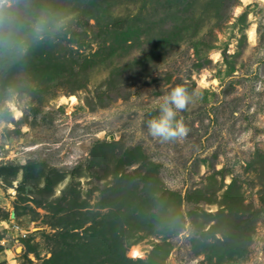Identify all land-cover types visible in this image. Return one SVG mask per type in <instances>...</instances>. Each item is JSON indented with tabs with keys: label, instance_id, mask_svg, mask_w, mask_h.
<instances>
[{
	"label": "rangeland",
	"instance_id": "1",
	"mask_svg": "<svg viewBox=\"0 0 264 264\" xmlns=\"http://www.w3.org/2000/svg\"><path fill=\"white\" fill-rule=\"evenodd\" d=\"M90 1L49 6L61 26L39 41L30 60L40 70L31 72L33 80L21 64L0 63V264H116L100 246L103 233L110 243L116 236L139 264H209L192 238L209 239L213 221L198 230L187 211L198 222L203 211L214 214L218 205L206 199L218 200L232 179L259 213L250 217L244 258L222 264H264V202L254 173L258 154L264 156V0H184L166 17L176 24L192 16L186 30L144 61L137 59L147 40L125 42L119 32L145 3ZM32 3L31 18L48 4L19 0L20 18ZM144 12L150 22L164 18L148 2ZM178 85L193 97L177 116L190 132L160 143L146 123ZM70 96L74 103L60 101ZM162 190L182 198L176 232L122 216L123 196L133 203ZM111 211L122 230L112 224L105 231ZM92 232L97 248L85 250ZM156 244L164 248L151 256ZM134 247L140 256L132 255Z\"/></svg>",
	"mask_w": 264,
	"mask_h": 264
},
{
	"label": "trees",
	"instance_id": "2",
	"mask_svg": "<svg viewBox=\"0 0 264 264\" xmlns=\"http://www.w3.org/2000/svg\"><path fill=\"white\" fill-rule=\"evenodd\" d=\"M183 1L184 0H142L145 4L148 2L152 9L155 8L156 10V8H162L164 18H157V21L154 20L150 22L148 19L149 17L146 16L148 13H143L145 5L143 4L139 7L137 15L134 16V21H132V23H130V25H128L124 30L119 32L121 36H126L124 39L125 42L129 40L139 41L144 38L147 40L145 43H147L146 45L148 46V49L146 51L143 49L141 54L142 56L138 57L139 59H137V61H144V59H147L148 56H156V54L163 51V49L171 43H175L179 40L182 30H186L187 28L186 23L193 17L188 16L182 18L179 23L173 21L176 24H171V22L168 24L169 21L167 17L173 16L175 13H171L170 11H177V7L181 5ZM53 2L54 0H46V4H48L45 5L43 10L52 11L49 9L51 8L49 6H52ZM94 2L95 0H91L89 3L93 4ZM32 11H34L33 3L31 8L27 11V15L21 19L26 18L25 20H30V12ZM163 26H167L168 28L162 29L161 27ZM38 43L34 44L30 49V51H33L34 54H31L29 51L28 55L20 63L25 71L30 73V80H33L34 78L31 73L32 71H40L30 62L31 58L38 54L36 49V47L38 48ZM16 66L17 65H15V67ZM50 66V63L43 65L41 72L44 73L45 71H48ZM41 77L43 76H40L38 81L43 79ZM258 157H260L261 161L259 162L261 166H259L257 171L254 170V173L256 172L255 176L261 187L260 193L262 194L259 199L264 202V156L263 154H258ZM143 178L148 179V176L144 175ZM192 193L199 194L201 191L194 190ZM188 198V195L184 196V200H188ZM132 200L133 199H130V196L128 195L122 197L123 204L126 206V212L121 213L122 216L134 215L136 218L135 220L138 219L140 221V219H142L150 225H152V223L153 225L156 224V226H159L158 228H160L159 230H161L162 233L168 235L176 232V230L181 226V222H183V214L179 209V203L182 198L177 192L162 190L161 193L156 195L147 192L145 196L135 197V201L133 203ZM206 200L208 202L216 203L219 208L214 214L203 211L202 216H204V219L201 222H198L197 220L199 216L197 213L192 210L187 211V216L191 217L195 223V228L198 230H202L204 224L213 221L207 230L210 234L209 239L205 236L204 238L203 236L202 238L193 237V246L195 243V246L201 248L202 250L204 249L205 252H207L206 259L209 264H222L225 260L233 261L244 258L246 252L245 248L251 241L254 229V219L250 217L259 213V210H253V206L250 203H244L243 193L234 179H232L227 185L218 200H216L215 197L212 200ZM171 202H176V207H174L173 212H169V205ZM108 217L112 220H110L111 222L107 221L105 223V231H109L108 228H110L112 224H118L120 230H122L116 213L111 211L109 214L107 213L105 215V218ZM155 221L156 223H154ZM217 233L220 235L219 237H216ZM93 235V232L89 235V240L85 244V250L93 251L97 248V245L93 247L95 242ZM100 243V246L109 257V260H112L116 264H139L142 262L141 260L133 261L127 258L124 254L125 246L121 244V241L117 239L116 236L113 238V242L110 243L106 234L103 233V240H100ZM163 248L164 247L161 245L156 244L150 252L151 256L158 253ZM164 252L166 251L164 250ZM51 260L52 258L48 261L50 262Z\"/></svg>",
	"mask_w": 264,
	"mask_h": 264
},
{
	"label": "clouds",
	"instance_id": "3",
	"mask_svg": "<svg viewBox=\"0 0 264 264\" xmlns=\"http://www.w3.org/2000/svg\"><path fill=\"white\" fill-rule=\"evenodd\" d=\"M18 2L19 0H0V63L9 68L20 64L34 44L61 26L55 15L48 10H40L30 20L21 19L17 12ZM9 94L10 97H15L12 90H9ZM192 102L193 97L185 87L178 85L172 88L162 97L159 115L147 121L148 134L160 143L186 139L190 129L177 116ZM8 107L11 108L12 105L9 104Z\"/></svg>",
	"mask_w": 264,
	"mask_h": 264
},
{
	"label": "bare ground",
	"instance_id": "4",
	"mask_svg": "<svg viewBox=\"0 0 264 264\" xmlns=\"http://www.w3.org/2000/svg\"><path fill=\"white\" fill-rule=\"evenodd\" d=\"M243 2H247L249 0H242ZM249 37L252 39L253 38V30L249 31ZM62 103H65L66 101H71V103H74L75 98L73 96H70L69 99L67 98H61L60 100ZM131 253L133 256L137 257L140 256V252L138 251V249L136 247L132 248ZM138 253V255L136 254Z\"/></svg>",
	"mask_w": 264,
	"mask_h": 264
},
{
	"label": "snow or ice",
	"instance_id": "5",
	"mask_svg": "<svg viewBox=\"0 0 264 264\" xmlns=\"http://www.w3.org/2000/svg\"><path fill=\"white\" fill-rule=\"evenodd\" d=\"M138 255V253H136Z\"/></svg>",
	"mask_w": 264,
	"mask_h": 264
}]
</instances>
